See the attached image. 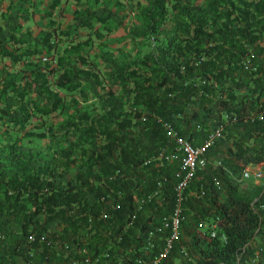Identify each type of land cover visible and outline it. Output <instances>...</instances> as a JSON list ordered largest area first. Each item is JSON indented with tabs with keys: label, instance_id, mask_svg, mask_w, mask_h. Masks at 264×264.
Instances as JSON below:
<instances>
[{
	"label": "trees",
	"instance_id": "trees-1",
	"mask_svg": "<svg viewBox=\"0 0 264 264\" xmlns=\"http://www.w3.org/2000/svg\"><path fill=\"white\" fill-rule=\"evenodd\" d=\"M36 1L0 0V264L152 254L162 238L148 235L174 208L179 168L158 157L172 148L165 121L194 144L223 124L208 156L229 141L190 182L205 192L184 201L189 219L167 264H251L258 249L264 258V175L239 179L264 164V0H94L70 21L65 0H41V12ZM131 11L141 28L125 25ZM118 29L148 48L113 54Z\"/></svg>",
	"mask_w": 264,
	"mask_h": 264
},
{
	"label": "built area",
	"instance_id": "built-area-1",
	"mask_svg": "<svg viewBox=\"0 0 264 264\" xmlns=\"http://www.w3.org/2000/svg\"><path fill=\"white\" fill-rule=\"evenodd\" d=\"M164 127L166 129L167 136L170 139L172 148L166 149V147H164L159 152L158 157L168 162L177 161L179 164L178 171L174 173L175 177L178 178L172 186L174 193V208L168 215L163 216L161 223L156 226V230L153 231L152 235H148L149 238H153L158 235L159 238H162V243L156 247L154 245V241H150L146 248L153 249L154 252L146 258H135L129 264H167L168 257L174 246V242L181 237L182 222L189 219L188 215L183 212L184 201L191 193L201 197L205 192L203 187H200L198 190L190 189V182L194 179L197 171L201 168H204L209 162L212 163L213 166H216L221 162L220 158L212 161L210 156L207 155V150L213 145L215 140L221 136V133L224 129L223 124L211 129L203 138V140L196 144L179 133L177 128L170 121H165ZM263 175V163H259L254 166L246 165L242 167L239 179H252V181L259 182ZM166 177L167 176L164 178ZM214 179L216 178L214 177ZM154 194L155 192L137 199L138 207H140L141 204H143L146 200L150 199V197ZM112 198L113 197L111 196L110 192L103 196V199L108 201L112 207L119 208L120 201L117 198L116 200H113ZM206 226L207 222L203 221V219H200L196 229L197 231L203 233V229H205ZM210 228V234L211 236H214L216 232V223H211ZM161 231H163V235L159 234ZM260 251L258 249L251 258V264H264L261 262V259L263 261L264 258H261ZM82 252L86 253V250L83 249ZM179 253L182 254L184 258L188 260L190 259V255L184 246L180 247ZM70 260L71 264H78L79 262L77 259L71 257ZM83 260L87 261L89 260V257L85 256Z\"/></svg>",
	"mask_w": 264,
	"mask_h": 264
},
{
	"label": "rangeland",
	"instance_id": "rangeland-1",
	"mask_svg": "<svg viewBox=\"0 0 264 264\" xmlns=\"http://www.w3.org/2000/svg\"><path fill=\"white\" fill-rule=\"evenodd\" d=\"M41 0L36 1L34 6L36 12H41L44 10L45 7L44 3L40 2ZM48 0H43V2H47ZM62 9L63 14L65 15V21H70L72 18V13L74 9L79 11H83L87 8L93 7L95 5L94 0H65L62 2ZM44 20L38 16L35 18V22L33 24L29 23L28 26L33 28V31L36 32L40 27L44 24ZM125 25L132 28H141L142 20L135 12H129L124 21ZM170 27H163L161 28L160 32L158 33V41H161L168 33L170 32ZM122 29H118L114 32V34L107 38L108 45L113 49L112 53H121L128 50H145L148 48V41L146 39H141L134 41L132 44L131 39L124 38L122 35Z\"/></svg>",
	"mask_w": 264,
	"mask_h": 264
},
{
	"label": "crops",
	"instance_id": "crops-1",
	"mask_svg": "<svg viewBox=\"0 0 264 264\" xmlns=\"http://www.w3.org/2000/svg\"><path fill=\"white\" fill-rule=\"evenodd\" d=\"M228 145H229V141H228V140H225L224 143L220 144V146H219V150H218L215 154L210 155V159L213 161V160H215V159H217V158H221V157L223 156L225 150L227 149ZM54 227H55V226L53 225L52 228H51L50 230H51V231H54V230L56 229V228L54 229ZM59 249H60V248H59ZM59 249H58V251H59ZM65 255H66V254H65ZM65 255H63V256H65ZM69 260H70V259H69ZM67 263H68V261H67ZM55 264H59V262L57 261V262H55ZM62 264H66V260L63 261Z\"/></svg>",
	"mask_w": 264,
	"mask_h": 264
}]
</instances>
